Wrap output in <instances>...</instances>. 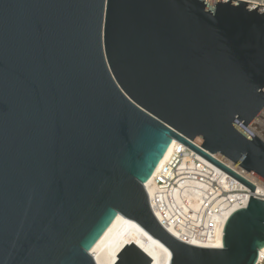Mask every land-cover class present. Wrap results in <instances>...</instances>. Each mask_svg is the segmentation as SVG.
I'll use <instances>...</instances> for the list:
<instances>
[{
    "label": "water",
    "instance_id": "95a60500",
    "mask_svg": "<svg viewBox=\"0 0 264 264\" xmlns=\"http://www.w3.org/2000/svg\"><path fill=\"white\" fill-rule=\"evenodd\" d=\"M264 7L235 0H0V264H96L117 215L170 264H256L264 200ZM175 140L248 188L222 245L171 236L146 182ZM200 146L196 147L194 144ZM114 264H152L135 245Z\"/></svg>",
    "mask_w": 264,
    "mask_h": 264
},
{
    "label": "bare ground",
    "instance_id": "6f19581e",
    "mask_svg": "<svg viewBox=\"0 0 264 264\" xmlns=\"http://www.w3.org/2000/svg\"><path fill=\"white\" fill-rule=\"evenodd\" d=\"M235 1L257 6L264 5V0ZM179 148L180 143L173 140L153 172V175L145 184L151 205L154 209L155 217L171 236L186 244L199 248H220L222 245L223 226L227 218L235 210L247 204L251 192L238 182L236 186V188H238V194H231L228 200L224 201L221 205V213L216 216V218H188L189 214H194L201 209L197 196L188 197L189 203L181 206L182 211L180 212V216L163 210L162 198H165L167 201L169 191L165 190V187L157 185L156 179L160 178L163 180L164 178H173L170 165L173 156ZM189 166H191V160H187L186 157H184L179 164L180 169H186ZM162 174H164V176ZM238 174L241 178L247 180L255 187L253 196L264 194L263 181L261 183L259 179L245 171H238ZM182 182L183 181L178 182L179 188L182 187ZM173 191L175 195H177L179 189L174 187ZM131 243L143 251L151 259L152 264H170L171 255L168 249L158 240L146 233L137 223L121 215H117L114 218L110 226L89 250V254L96 264H114L117 259L116 256L121 249ZM263 252L264 249L260 251L259 257H261Z\"/></svg>",
    "mask_w": 264,
    "mask_h": 264
},
{
    "label": "built area",
    "instance_id": "2783aa9c",
    "mask_svg": "<svg viewBox=\"0 0 264 264\" xmlns=\"http://www.w3.org/2000/svg\"><path fill=\"white\" fill-rule=\"evenodd\" d=\"M262 7H264V5H262ZM246 129L264 144V110L260 116L256 117L252 123L246 127ZM193 144L200 148V146L194 142ZM179 150L173 156L170 165L173 178H164L163 180L160 178L156 179L157 185L163 186L165 190L169 191L167 201L165 198H162L163 210L180 216V212L182 211L181 206L189 203L188 197L197 196L201 209L194 214H189L188 218H216V216L221 213V205L224 201L228 200L231 194H238V188H236L238 182L182 144H180ZM184 157H186L187 160H191V166L186 169H180L179 164ZM211 157L238 176V171H245L220 153L211 155ZM245 172L248 173L247 171ZM162 175L164 176V174ZM179 181H183V185L181 184L182 187L180 188L178 185ZM262 184L264 185V182ZM174 187L179 189L177 195H175L173 191ZM255 197L264 200V194ZM149 204L154 213L150 198ZM256 264H264V252L261 257L258 258Z\"/></svg>",
    "mask_w": 264,
    "mask_h": 264
},
{
    "label": "rangeland",
    "instance_id": "374dc122",
    "mask_svg": "<svg viewBox=\"0 0 264 264\" xmlns=\"http://www.w3.org/2000/svg\"><path fill=\"white\" fill-rule=\"evenodd\" d=\"M263 4H264V2H263Z\"/></svg>",
    "mask_w": 264,
    "mask_h": 264
}]
</instances>
